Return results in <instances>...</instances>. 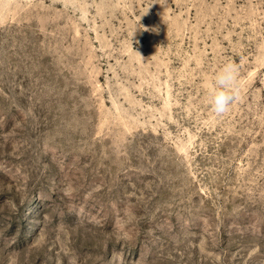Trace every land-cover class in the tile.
I'll list each match as a JSON object with an SVG mask.
<instances>
[{
    "label": "rangeland",
    "instance_id": "rangeland-1",
    "mask_svg": "<svg viewBox=\"0 0 264 264\" xmlns=\"http://www.w3.org/2000/svg\"><path fill=\"white\" fill-rule=\"evenodd\" d=\"M0 264H264V0H0Z\"/></svg>",
    "mask_w": 264,
    "mask_h": 264
},
{
    "label": "clouds",
    "instance_id": "clouds-1",
    "mask_svg": "<svg viewBox=\"0 0 264 264\" xmlns=\"http://www.w3.org/2000/svg\"><path fill=\"white\" fill-rule=\"evenodd\" d=\"M147 13L148 11L144 15ZM142 31L159 33L157 27L142 26ZM138 54L140 55V53ZM207 96L209 107L216 117H222L230 112L240 96L239 67L237 64L226 62L219 68L213 76Z\"/></svg>",
    "mask_w": 264,
    "mask_h": 264
}]
</instances>
